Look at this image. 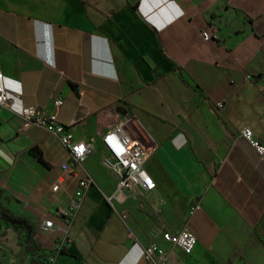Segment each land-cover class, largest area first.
I'll return each instance as SVG.
<instances>
[{
  "label": "crops",
  "instance_id": "crops-1",
  "mask_svg": "<svg viewBox=\"0 0 264 264\" xmlns=\"http://www.w3.org/2000/svg\"><path fill=\"white\" fill-rule=\"evenodd\" d=\"M0 66L12 97L0 104V264H147L135 239L158 242L166 264H264V160L241 136L264 143V0H0ZM58 97L56 121L92 145L75 173L58 138L18 116ZM126 114L157 145L155 187L112 205L101 138ZM86 176L60 249L42 222L65 224ZM184 228L191 254L162 238Z\"/></svg>",
  "mask_w": 264,
  "mask_h": 264
},
{
  "label": "built area",
  "instance_id": "built-area-1",
  "mask_svg": "<svg viewBox=\"0 0 264 264\" xmlns=\"http://www.w3.org/2000/svg\"><path fill=\"white\" fill-rule=\"evenodd\" d=\"M205 39H216L217 35L213 31H204ZM12 97L4 85V73L0 66V104L9 105ZM63 104V99L58 97L53 101V111L35 105L25 106L18 116L21 119V129L26 130L33 126H40L55 135L60 144L73 158V164L63 163L62 168L65 172H77L78 167L83 165L92 150L90 143L79 140L70 130L69 126L59 123L55 119L54 111L58 110ZM219 107L223 103H218ZM132 119V118H131ZM131 119H125L109 129L101 138L103 149L106 153L104 165L117 177V187L106 195L108 201L113 205L115 200H121L125 191L140 186L145 190L155 187L153 177L150 175L146 162L151 153L156 149V144L150 146L146 141L138 136H134L129 131ZM241 136L248 141L264 160V143L254 136V131L250 127H245L241 131ZM95 183L92 176L80 178L78 186L69 203V209L63 213L65 224H56L53 219L43 220L42 228L49 232H59V248L62 249L68 242L69 227L73 223L83 196L87 188ZM59 185H55L53 190H57ZM199 208L196 206L195 209ZM133 237V234H132ZM162 238L173 246H177L186 254H191L196 246L197 239L188 229L180 232H164ZM143 248V256L147 264H166L168 253L158 242H151L143 245L135 239Z\"/></svg>",
  "mask_w": 264,
  "mask_h": 264
},
{
  "label": "trees",
  "instance_id": "trees-1",
  "mask_svg": "<svg viewBox=\"0 0 264 264\" xmlns=\"http://www.w3.org/2000/svg\"><path fill=\"white\" fill-rule=\"evenodd\" d=\"M34 150H35L36 153L39 155L40 160L44 162V159H43V157H42L41 152H39L37 149H34ZM6 220L8 221V224H9V225H13V226H16V227H18V226H23V225H26V224H27L26 221H25L24 219L12 218V217H10V216H7V217H6Z\"/></svg>",
  "mask_w": 264,
  "mask_h": 264
},
{
  "label": "rangeland",
  "instance_id": "rangeland-1",
  "mask_svg": "<svg viewBox=\"0 0 264 264\" xmlns=\"http://www.w3.org/2000/svg\"><path fill=\"white\" fill-rule=\"evenodd\" d=\"M131 118L133 119V117H130V116H128V115L126 114V115H124L123 119H121V120L118 121L117 123H119V122H121V121H123V120H125V119H131ZM132 119H131V121H132ZM131 121H130V124L132 123ZM117 123H116V124H117ZM116 124H115V125H116ZM130 124H129V126H130ZM115 125H114V126H115ZM114 126H113V127H114ZM129 126H128V127H129ZM113 127H112V128H113ZM156 146H157V145H156ZM195 207H196V206H195ZM197 209H198V208H197ZM67 210H68V209H67ZM65 212H66V211H65ZM65 212H64V213H65ZM42 223H43V222H42ZM70 226H71V225H70ZM42 229H43V228H42ZM184 229H185V228H184ZM182 230H183V229H182ZM44 231H45V230H44ZM47 232H49V231H47ZM179 232H180V231H179ZM190 232H191V231H190ZM56 233H58V235H59V232H56ZM68 238H69V234H68ZM59 239H60V237H59ZM60 240H61V239H60ZM67 244H68V243H67ZM196 244H197V243H196ZM65 247H66V245H65L63 248H65ZM63 248H62V249H63Z\"/></svg>",
  "mask_w": 264,
  "mask_h": 264
},
{
  "label": "water",
  "instance_id": "water-1",
  "mask_svg": "<svg viewBox=\"0 0 264 264\" xmlns=\"http://www.w3.org/2000/svg\"><path fill=\"white\" fill-rule=\"evenodd\" d=\"M118 110H123V107H118ZM125 112V111H124Z\"/></svg>",
  "mask_w": 264,
  "mask_h": 264
}]
</instances>
